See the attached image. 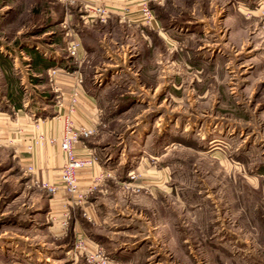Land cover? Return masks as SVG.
Segmentation results:
<instances>
[{"label":"rangeland","instance_id":"obj_1","mask_svg":"<svg viewBox=\"0 0 264 264\" xmlns=\"http://www.w3.org/2000/svg\"><path fill=\"white\" fill-rule=\"evenodd\" d=\"M153 5L171 39L157 34L149 52L117 35L113 59L99 40L70 54L68 33L89 32L74 3L0 0V116L14 113L11 94L29 116L59 115V74L39 70L34 49L50 61L62 46L61 61L83 69L98 98L102 122L83 140L106 165L94 186L79 183L83 205L64 188L73 204L59 218L55 193L0 136V264H92L72 250L75 226L104 185L115 191L116 241L138 253L135 264H264V0ZM63 9L67 21L55 17ZM82 232L110 252L107 237Z\"/></svg>","mask_w":264,"mask_h":264},{"label":"crops","instance_id":"obj_2","mask_svg":"<svg viewBox=\"0 0 264 264\" xmlns=\"http://www.w3.org/2000/svg\"><path fill=\"white\" fill-rule=\"evenodd\" d=\"M161 2L163 3V0H161ZM97 3H103L108 6L110 14L107 21L95 24L88 23L87 21H90L88 11L91 6ZM74 4L76 7L74 9L83 12V15L87 17L84 18L83 23L88 27L89 32L83 36L78 34V36L82 40L84 49L89 50V52L92 51L91 47L93 43L98 42V40L100 42L105 41L107 55L114 59V55L111 53L113 50L111 42L117 35L122 36V34L125 38L130 39L127 46L135 43L136 48H140L143 42L144 44L147 42L149 52L155 48V36L157 34L164 39L167 37L171 39L168 33L167 23L160 15H157L158 22L154 27H149L143 23L141 5L138 0H76ZM127 5L130 6V11L125 10ZM58 14L59 13H56V15ZM70 17H72V13L66 11L63 19L67 21ZM225 19L228 18L226 17ZM58 40L61 42L60 39ZM110 53L111 55H109ZM39 54L46 59V65L37 64V68L44 72H48L51 68H56L59 74L56 79V85L60 90L57 96L59 100L54 104L55 111L58 110L59 115L54 117L52 115L48 116L47 114L45 117L42 115L37 116V118L29 116L26 112L28 109L27 103L22 101L21 107L14 106V113L2 114L0 116V136H3L5 139L9 138L15 143V155L21 156L25 163L32 164L36 167L37 172H35V176L37 178L48 180L51 183L54 182L59 185L60 190L49 199L48 207L50 212L53 213L54 211L59 218H62L65 209L73 204L69 193L66 192L61 183V168L65 162L64 154L59 145L56 144L44 141L34 145L33 136H37L36 133L38 131H42V134L48 136L50 134H62L64 127V121H62L63 114H66L69 110V103L73 92L72 87L75 85L80 91L77 102L78 106L75 113L76 120L79 123L83 122L89 126L98 127L99 123L102 122V111L99 108V104H97L98 98L95 93L87 87L88 78H86V80L83 79L84 82L83 80L81 82L78 81V77L85 74L83 69L80 68L79 70L78 67H76L77 69L71 70L66 62L63 63V61H61L64 59V56H67L62 46L53 52V54L59 58L58 60L49 61L46 55L42 53ZM80 65L79 67H81ZM137 73L139 75L141 74L139 72ZM30 109L32 111V106ZM95 143V140L92 138L84 139L82 142L76 144L75 151L79 156L83 157L87 155L89 151L95 150ZM31 145L32 148H30ZM104 166H106L105 163H97L81 170L79 173V183L81 186L86 188L94 186L96 179L100 178L103 174ZM114 192L113 188L109 186L104 185L100 187L99 191H97L84 206L89 218L92 220L82 215L85 219L83 221V218H78V222H76L75 226L76 232H82V230H84L90 234L92 238H97L98 240H100L99 238L107 237L109 241L105 243V245L120 264H135V256L138 253H132L129 251V247L124 246L122 242L120 245V242L117 243L116 241L118 240L116 239V235L118 231L122 229L118 227L119 222L117 223L118 219L114 215L116 214L117 208L115 206V201L112 200ZM77 258L75 259L78 260Z\"/></svg>","mask_w":264,"mask_h":264},{"label":"built area","instance_id":"obj_3","mask_svg":"<svg viewBox=\"0 0 264 264\" xmlns=\"http://www.w3.org/2000/svg\"><path fill=\"white\" fill-rule=\"evenodd\" d=\"M60 1H63L66 4H73L76 2V0ZM138 2L141 5L143 23L149 27H154L158 20L153 4H159L161 0H138ZM125 10L130 11V6L127 5ZM109 14L110 10L108 9V6L103 3H97L91 6L88 11L90 22H95L97 20L100 22H106ZM68 34L71 36L69 52L71 55L76 56L83 47L82 40L77 34L73 35L70 32ZM51 73H57V69L53 68ZM81 80L82 77H78V81L81 82ZM72 88L73 92L69 103V110L66 114H63L64 127L62 134L59 137H47L44 134H40L39 136L34 137V145L41 143L44 140L59 145L65 157V162L61 168V183L74 198L73 201L75 204L83 205L85 203L86 192L85 189H82L79 185V173L84 168L91 167L99 162V156L93 151H89L87 155L81 157L76 153L75 146L82 141L83 138H88L94 135L97 128L85 123L80 124L75 120L74 117L78 106L77 102L80 91L76 85ZM30 148H32V145ZM29 169L32 170L33 166H30ZM35 181L39 186L48 189L51 193H57L60 189L58 184L54 182L51 183L48 180L36 178ZM72 250L75 251L76 255L82 254L85 259L92 264H120L103 246L91 245L87 234L84 232L76 233V241Z\"/></svg>","mask_w":264,"mask_h":264},{"label":"trees","instance_id":"obj_4","mask_svg":"<svg viewBox=\"0 0 264 264\" xmlns=\"http://www.w3.org/2000/svg\"><path fill=\"white\" fill-rule=\"evenodd\" d=\"M65 9L62 10V12L58 15H56L55 17H60L59 19H63V17L65 16ZM58 20V19H57ZM29 52H32V49H28ZM34 56H35V60H36V65L37 64H44L46 65V59L44 57L41 56V54L37 53L36 50L34 49ZM2 56V59H4L5 57L3 55ZM4 62V61H3ZM6 62H4L5 64ZM11 64V63H10ZM10 98H11V101H13L14 103V106L15 107H21L22 106V95L18 96L15 94H11L10 95Z\"/></svg>","mask_w":264,"mask_h":264}]
</instances>
